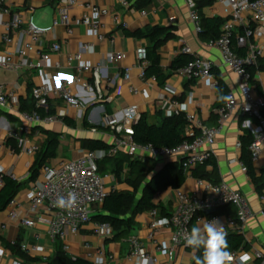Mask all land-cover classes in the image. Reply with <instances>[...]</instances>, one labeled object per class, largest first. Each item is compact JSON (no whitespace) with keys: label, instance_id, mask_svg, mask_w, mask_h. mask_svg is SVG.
<instances>
[{"label":"crops","instance_id":"obj_1","mask_svg":"<svg viewBox=\"0 0 264 264\" xmlns=\"http://www.w3.org/2000/svg\"><path fill=\"white\" fill-rule=\"evenodd\" d=\"M123 1L78 0L77 5L69 8L74 22L82 20L85 16H93V13L84 6L86 2L108 9L110 11L108 16L105 14L98 17L93 16L94 21L100 22L99 32L104 35V39L100 40L95 31L81 24L74 26L73 34H68L65 25H59L47 35L44 48L48 49L49 44L59 42L62 50L60 53H51L50 61L45 67L24 66L18 72L0 68V84H5L7 90L15 93L18 99V105L13 110L0 108V165L3 168L2 173L14 175L15 179L23 183L16 197L17 208L22 215H30L36 221L35 227L27 228L21 225L19 220L9 217V212L14 206L9 205L6 210L0 211V250L4 252L6 263L22 260L28 264H52L58 255L61 243L63 252L64 247L69 246L67 255L83 258L94 264H141L137 260L129 259L132 244L128 238L113 240L112 237L103 240L95 234L94 223L89 222L77 235H69L65 240L53 239L49 231L52 213L46 209H42L39 214L30 213V190L36 183L43 180L44 175L40 168L37 176L31 178L32 170L38 166L37 156L23 152L18 142L11 137V133L22 126L23 120L19 115V108L21 109L24 103L30 105L34 102L32 96L34 87L43 82H48L54 88L70 86L82 102L80 109H68V116L63 122L37 125L28 134L29 142L37 143L41 147L47 139L44 129L61 134L57 158L51 162L80 157L88 149L83 147V139H100L110 144L112 131L108 128V123L114 118L123 119L126 110L130 107L137 108L138 119L142 114H147L151 124L160 121L158 113L171 115L178 109L186 115L195 114L205 123L214 125L218 119L216 79L212 81L188 79L172 69L173 61L180 56L181 49L185 45H189L198 57L210 61L228 84L230 91H235L239 99H242L239 93V76L230 67L224 65L220 49L203 40L195 23L191 20L192 8L199 0H125L127 5ZM65 6L63 0H0L1 35L5 33L4 25L11 20L14 13H20L25 21L20 28L12 30L11 42L6 43L0 38V52L2 54L7 51L15 53L28 41L27 22L31 17L39 25L49 26ZM144 10L147 14H143ZM203 12L206 17L222 19L231 17L230 8L216 1L204 7ZM123 23L129 26L124 27ZM155 27H168L169 31L156 40L135 35L137 31ZM83 43L94 45L90 51L83 54V59L92 65V71L84 74L85 80L93 88L91 91L86 90L79 83L71 82L76 69L69 66L68 56L78 52ZM143 46L146 48L156 46L161 66L166 73H171L164 86H160L157 80L152 79L153 77L143 80L138 67L132 70L130 80L124 79L125 68L137 62L136 50ZM119 51L126 54L122 62L114 64L107 60L111 52ZM38 58L37 53H31L28 61L37 62ZM262 58L264 67V57ZM99 66L102 70L100 83L97 86L94 69ZM253 84L256 93L264 96V70L255 74ZM131 86L137 88L138 92H133ZM50 104L51 109L56 111V108L63 103L53 98ZM258 126L256 119L250 116L236 114L231 117L216 140L213 159L218 164L221 181L241 190L255 213L247 225L245 236L247 241L251 247L264 249V218L261 215L264 200L256 190L245 166L240 163L243 162L244 149L237 147V143L241 141L245 133H250L254 137L252 127L257 128ZM187 134L193 137L194 133ZM138 159L143 160L147 168L154 166L156 169L167 161L175 160ZM147 160L150 161V165ZM253 163L256 171L260 173L264 169V154L260 161ZM124 167L121 179L109 170L108 172L114 177L109 178L107 183L110 185L116 181L118 190H131L128 183L124 181L129 169L128 163H125ZM193 169L195 167L189 171L187 180L181 187L183 192L189 194L200 193L197 180L210 181L206 178H195L192 175ZM207 169H211L210 164L207 165ZM2 173H0V189ZM122 180L123 183H121ZM177 201L175 189H169L155 196V202L161 203L167 213L173 211ZM100 212L101 206L96 208L93 216ZM217 213L235 216L236 208L226 206L219 209ZM150 219L148 210L138 214L135 219L136 226L131 235L138 236L153 252L155 248L146 238ZM2 226L6 228L3 229ZM168 236L169 231H164L159 238L169 241ZM13 242H17L18 245H13ZM24 243L38 244L40 249L35 252H25L19 246ZM86 243L92 244V247H87ZM101 250H104L105 256L101 255ZM195 256L196 250L179 249L177 263L193 264ZM158 257L162 263L166 262V257L160 255Z\"/></svg>","mask_w":264,"mask_h":264},{"label":"built area","instance_id":"obj_2","mask_svg":"<svg viewBox=\"0 0 264 264\" xmlns=\"http://www.w3.org/2000/svg\"><path fill=\"white\" fill-rule=\"evenodd\" d=\"M215 1L227 5L231 10V17L223 24L221 36L210 41L209 44L220 49L224 65L230 67L239 76V93L242 99H239L235 91H230L225 103L216 109L218 119L214 125L205 123L195 114H188L187 119L190 124L186 128V132L194 133L193 139L184 140L174 147L137 142L133 137V125L138 119V111L136 107H130L126 110L123 119L114 118L108 123V128L112 131V142L109 148L102 149L104 153L102 157L97 154V150L101 149H87L78 158L59 162L49 161L43 164L41 169L44 178L30 190V213L39 214L42 209L52 213L49 231L53 239L65 240L69 235H77L85 224L93 221L92 217L96 208L100 207L109 195L118 191L116 181L110 185L107 183L109 178L114 177L113 174L110 172L101 173L99 169V163L107 157H116L121 153H127L135 158L175 159L182 163L185 170L190 171L213 158L214 145L218 136L223 132L226 122L236 114H243L256 119L259 123L257 128L252 127L254 139L247 149L252 162L261 160L264 154V96L256 93L253 84L254 76L248 66H258L259 60L264 57V0ZM63 2L66 6L54 18L51 25H39L32 17L28 20V41L20 46L15 53L7 51L2 54L0 52V68L18 72L24 66L45 67L50 61L51 53H60L62 50V45L59 42L49 44L48 49L44 48L47 35L59 25H65L68 34H73L74 26L81 24L95 31L100 40L105 38L99 32L100 22L94 21L93 16L98 17L101 14L108 16L110 14L108 9L86 2L84 6L93 13V16H85L82 20L74 22L69 8L77 5L78 0H63ZM123 2L128 4L125 0ZM143 14H147V11L144 10ZM191 20L195 23L197 31L200 32L202 29L201 17L195 6L191 11ZM23 24L25 21L22 15L14 13L11 20L4 25L5 33L3 35L0 33V38L6 43L11 42L12 30L20 28ZM123 25L124 27L129 26L127 23H123ZM240 30H243L244 33L240 34ZM235 34L237 44L248 49L245 56L239 55L233 45ZM93 46L91 43H83L78 52L68 56L69 66L76 69V74L72 77L71 82L79 83L89 91L93 88L85 80L84 74L92 71V65L83 59V54L90 51ZM31 53L38 54L37 62L28 61V56ZM181 53L193 56L192 60L177 70L181 76L209 81L215 79V74L212 72L214 65L210 61L198 57L189 45L182 47ZM136 55L137 62L125 68L123 77L130 80L132 70L138 67L141 70L140 77L147 80L146 68L150 64L147 48L139 47L136 50ZM125 58L126 54L119 51L111 52L107 60L115 64L122 62ZM101 70V66L94 69L97 86L100 83ZM152 79L156 80L155 77ZM131 90L135 93L138 92L134 86H131ZM32 96L37 107H44L47 110L51 109L50 102L53 98H57L63 103L52 114H43L37 109L22 110L19 108L23 124L18 130L11 133V137L18 142L23 152L37 156L42 147L37 143H30L28 134L37 125L63 122L68 116V109H80L82 102L70 86L54 88L48 82L34 87ZM174 103L177 105L176 101ZM17 105V95L8 91L5 84H0V108L13 110ZM179 112L176 109L175 113ZM237 147L243 148L241 141L237 143ZM240 163L245 166L243 162ZM2 172L3 168L0 165V173ZM11 176L15 178L14 175ZM197 184L200 187V193L189 194L181 189L176 190L178 201L169 214L163 215L159 208L149 210L151 219L146 238L155 250L151 252L138 236L131 235L128 238L132 244L130 260H137L141 264H178V250L192 249L185 246V235L190 232L192 226L203 223L205 219L219 220L227 234L238 232L246 236L248 222L255 213L243 192L233 188L225 181L214 183L199 179ZM69 194H72L74 199H69ZM261 198L264 200V191ZM10 205L14 206L9 212L11 219L19 220L24 227H35V218L30 215H22L17 208L16 198L11 201ZM226 206H234L236 215L217 213L219 209ZM208 209H216V211L207 214L205 211ZM261 215L264 218V209L261 210ZM2 228L5 229L6 226H2ZM164 231H169V241L159 238ZM94 232L103 240L111 239L115 235L113 225L103 221L94 222ZM12 244L18 245L17 242ZM19 246L25 252H35L40 249L38 244L24 243ZM86 246L92 247V244L86 243ZM68 251L69 246L66 245L64 252L68 254ZM100 253L103 256L106 254L104 250H101ZM230 253L226 264H264V249L261 248L251 247L249 250H234ZM159 255L166 257L165 263L160 261ZM4 256V252L0 250V264H28L22 260L6 263Z\"/></svg>","mask_w":264,"mask_h":264},{"label":"trees","instance_id":"obj_3","mask_svg":"<svg viewBox=\"0 0 264 264\" xmlns=\"http://www.w3.org/2000/svg\"><path fill=\"white\" fill-rule=\"evenodd\" d=\"M214 2L215 0H199L195 4V9L199 12L201 17L202 29L199 32L200 36L203 40L208 42L216 40L221 36L222 26L227 21V19L206 17L204 15L203 8ZM168 31V27L146 28L137 31L135 35L139 37H150L152 40H156L165 35ZM243 33V30H241L240 34ZM233 45L239 55L245 56L247 54V47L237 44L236 34L233 37ZM147 52L150 64L146 68V74L148 77H155L158 84L164 86L171 73H166L161 66V59L156 46L147 48ZM192 59L193 56L181 53L180 56L173 61V71H177ZM262 62L263 58L259 60L258 66H248L253 76H255L258 71L264 70ZM212 72L215 74L216 79V89L218 92L216 107L218 108L225 103V97H228L230 88L215 67H213ZM21 109H37L43 114L55 113L53 109L47 110L44 107H37L34 102L30 105L26 103L22 104ZM158 115L160 117L158 123L151 124L147 114H142L134 123L133 137L137 142L143 144L152 143L156 146L174 147L184 140L193 139V137L186 132V128L190 123L185 113L179 112L172 115L158 113ZM96 129L97 127L95 130ZM44 132L47 134V139L37 155L38 166L32 170L31 178L37 176L43 164L57 158L61 134L46 129H44ZM253 139L254 137L250 133H245L241 137L244 149L242 161L246 167L247 173L252 178L256 190L262 194L264 191V169L260 171V173L256 171L255 165L247 150V146ZM82 145L88 149H107L110 147L108 142L100 139H83ZM125 163L129 165L125 181L131 187V190H118L109 195L101 205V212L92 217L95 221L109 222L113 225L115 231V235L112 238L113 240L129 238L132 230L135 229L136 226V216L144 211L159 208L163 215L169 214L161 203L155 202V196L169 189H181L189 175V171L185 170L182 163L178 160L167 161L159 169H156L154 166L147 168L143 160L134 158L125 153H121L116 157L105 158L99 163V169L101 173H106L110 170L121 179L122 173L125 170ZM209 164L211 169H207V165ZM192 175L195 178H206L214 183L221 181L218 164L213 158L206 163L196 166L195 169L192 170ZM1 179L0 211H4L8 208L11 201L17 197L23 183L5 173L2 175ZM227 240V251L229 252L241 249L249 250L251 248L250 243L242 233L230 232L227 234ZM59 246L58 255L54 258L52 264H93L89 260L74 258L67 255L61 249V243ZM202 252L203 249L196 250L193 264H196V258L202 256Z\"/></svg>","mask_w":264,"mask_h":264},{"label":"clouds","instance_id":"obj_4","mask_svg":"<svg viewBox=\"0 0 264 264\" xmlns=\"http://www.w3.org/2000/svg\"><path fill=\"white\" fill-rule=\"evenodd\" d=\"M97 154L102 157L103 150H97ZM69 199H74L72 194H69ZM184 239L186 247L203 249L202 256L196 258V264H226L231 255L227 251V233L219 220L205 219L203 223L192 226Z\"/></svg>","mask_w":264,"mask_h":264},{"label":"water","instance_id":"obj_5","mask_svg":"<svg viewBox=\"0 0 264 264\" xmlns=\"http://www.w3.org/2000/svg\"><path fill=\"white\" fill-rule=\"evenodd\" d=\"M158 172V171H157ZM156 172V173H157ZM152 176H154V175H152ZM152 178V177H151ZM216 211V209H208L207 211H205V213H207V214H212V213H214Z\"/></svg>","mask_w":264,"mask_h":264},{"label":"rangeland","instance_id":"obj_6","mask_svg":"<svg viewBox=\"0 0 264 264\" xmlns=\"http://www.w3.org/2000/svg\"><path fill=\"white\" fill-rule=\"evenodd\" d=\"M147 162L150 165V161L147 160ZM124 181H125V179H124ZM121 183H123V180L121 181ZM91 223H94V222L92 221Z\"/></svg>","mask_w":264,"mask_h":264}]
</instances>
